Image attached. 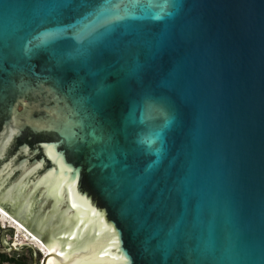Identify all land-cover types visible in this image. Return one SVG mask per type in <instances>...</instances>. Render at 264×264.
Masks as SVG:
<instances>
[{
    "label": "water",
    "instance_id": "obj_1",
    "mask_svg": "<svg viewBox=\"0 0 264 264\" xmlns=\"http://www.w3.org/2000/svg\"><path fill=\"white\" fill-rule=\"evenodd\" d=\"M0 208L50 264H264V0H0Z\"/></svg>",
    "mask_w": 264,
    "mask_h": 264
},
{
    "label": "rangeland",
    "instance_id": "obj_2",
    "mask_svg": "<svg viewBox=\"0 0 264 264\" xmlns=\"http://www.w3.org/2000/svg\"><path fill=\"white\" fill-rule=\"evenodd\" d=\"M9 226H10L9 224L7 225V224L0 221V228L3 229V231L1 232V235H0V249H1V251L3 252L6 250L9 253H11L12 251L22 253L28 262L32 261V255H34V252H36V257L39 258V256H41V254L39 253L38 250H36V247L38 245H33L32 242L30 243V241H29V243L26 241H21L20 237L24 236L25 232L19 231L20 229L17 231L15 229L11 230L9 228ZM15 242H17V246L13 245ZM10 245H11V248L9 247ZM13 247H15L17 250H14Z\"/></svg>",
    "mask_w": 264,
    "mask_h": 264
},
{
    "label": "bare ground",
    "instance_id": "obj_3",
    "mask_svg": "<svg viewBox=\"0 0 264 264\" xmlns=\"http://www.w3.org/2000/svg\"><path fill=\"white\" fill-rule=\"evenodd\" d=\"M0 221L3 222V223H5V224H7V225L9 224L10 227L14 228L16 231L20 229L19 231L25 232L24 236H21L20 237V240L21 241H26L28 243L30 241V243L32 242L33 245H38L36 247V250H38L39 252H41V254L48 253L49 255H48V259L46 261V264H50L51 257H52V251L47 246H45L40 240H38L36 237L32 236V234L28 233L23 228V226H21L18 222H16L11 217H9L1 208H0Z\"/></svg>",
    "mask_w": 264,
    "mask_h": 264
},
{
    "label": "flooded vegetation",
    "instance_id": "obj_4",
    "mask_svg": "<svg viewBox=\"0 0 264 264\" xmlns=\"http://www.w3.org/2000/svg\"><path fill=\"white\" fill-rule=\"evenodd\" d=\"M9 228L11 230H14V228L10 227ZM16 239V238H15ZM22 244V243H21ZM24 244V243H23ZM13 245L17 246V242H15ZM20 245V244H19ZM11 248V245L9 246ZM14 250H17L15 247H13ZM40 253V252H39ZM41 254V253H40ZM42 256V254H41ZM41 256H39V258H37V264H40V261H41ZM11 259V260H10ZM19 259V260H18ZM22 259V260H21ZM24 261L25 264H33L34 262V257L32 255V261L31 262H28L26 260V258L23 256L22 253H19V252H16V251H12L11 253L7 252L6 250L5 251H1L0 249V264H18L19 261Z\"/></svg>",
    "mask_w": 264,
    "mask_h": 264
},
{
    "label": "trees",
    "instance_id": "obj_5",
    "mask_svg": "<svg viewBox=\"0 0 264 264\" xmlns=\"http://www.w3.org/2000/svg\"><path fill=\"white\" fill-rule=\"evenodd\" d=\"M2 231H3V229H2V228H0V235H1V232H2ZM10 260H11V259H10ZM18 260H19V259H18ZM21 260H22V259H21ZM21 260L19 261V263H18V264H25V262H24V261L22 262Z\"/></svg>",
    "mask_w": 264,
    "mask_h": 264
}]
</instances>
